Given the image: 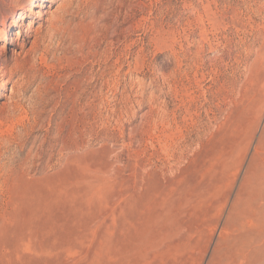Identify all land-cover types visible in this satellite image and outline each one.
<instances>
[{
  "label": "rangeland",
  "instance_id": "374dc122",
  "mask_svg": "<svg viewBox=\"0 0 264 264\" xmlns=\"http://www.w3.org/2000/svg\"><path fill=\"white\" fill-rule=\"evenodd\" d=\"M32 3L0 0V264H264V0Z\"/></svg>",
  "mask_w": 264,
  "mask_h": 264
},
{
  "label": "bare ground",
  "instance_id": "6f19581e",
  "mask_svg": "<svg viewBox=\"0 0 264 264\" xmlns=\"http://www.w3.org/2000/svg\"><path fill=\"white\" fill-rule=\"evenodd\" d=\"M47 0H33V3L32 4H30V5H28V6H25L22 10H21V12L18 14V21L19 20H23V19H25V17L28 15V13H32V11H33V8L34 7H37L38 6V3L39 2H46ZM62 23V22H61ZM2 25L4 26V27H6V26H8V25H11V17H5L4 19H3V21H2ZM29 28L30 29H32L31 28V26H29ZM0 34H2V33H0ZM38 34V33H37ZM21 36V35H20ZM18 41V40H17ZM35 44V43H34ZM15 53V52H14ZM18 56V55H17ZM19 57V56H18ZM6 75H8L7 73H5V70H4V68H3V65H1L0 64V82H1V80L3 79V78H5L6 77ZM27 75V74H26ZM77 104V103H76ZM84 105V104H83ZM90 105V104H89ZM84 108V107H83ZM82 110V109H81ZM80 110V111H81ZM73 112V111H72ZM76 112V111H75ZM89 112H90V110H89ZM82 113V112H81ZM74 114V113H73ZM77 114V113H76ZM75 115V114H74ZM78 115V114H77ZM84 115V114H83ZM72 117H73V115H71ZM70 116V117H71ZM85 116V115H84ZM86 116H88L87 114H86ZM79 117V116H78ZM83 117V116H82ZM87 118V117H86ZM73 119V118H72ZM71 119V120H72ZM79 119V118H78ZM77 119V120H78ZM75 120H76V118H75ZM76 120V121H77ZM85 121H86V119H84ZM83 119H80L79 121L80 122H82V121H84ZM70 121V120H69ZM72 122V121H71ZM73 122H75V121H73ZM85 123H87V122H85ZM72 123H70V125H71ZM77 124V123H76ZM75 124V125H76ZM84 124V123H83ZM80 125V124H79ZM78 125V126H79ZM72 126V125H71ZM73 128V127H72ZM76 128H74V130H75ZM71 130H73V129H71ZM78 131V130H77ZM75 133V132H74ZM80 133V132H79ZM71 135V134H70ZM81 135V134H80ZM77 137V136H76ZM80 140V139H79ZM69 141V140H68ZM70 145H72V144H70ZM79 146V145H78ZM75 148V147H74ZM51 187V186H50ZM51 198V197H50ZM49 200V199H48ZM50 201V200H49ZM48 201V202H49ZM34 202L36 203V201L34 200ZM33 202V204L32 205H35V203ZM50 203V202H49ZM51 204V203H50ZM50 206L51 205H49L48 204V208L50 209ZM34 207V206H33ZM48 209V210H49ZM34 210V209H33ZM35 210H36V208H35ZM48 212H51V210L50 211H48ZM32 215V217L34 218V216H33V214H31ZM35 215V214H34ZM49 215V214H48ZM51 215V214H50ZM36 216V215H35ZM38 216H36V218H35V220H37L38 218H37ZM51 217V216H50ZM32 218V219H33ZM31 219V220H32ZM34 220V219H33ZM33 220L31 221V222H33ZM34 220V221H35ZM35 223H36V221H35ZM30 225V224H29ZM35 225V224H34Z\"/></svg>",
  "mask_w": 264,
  "mask_h": 264
}]
</instances>
